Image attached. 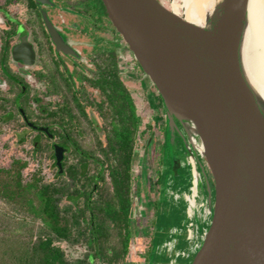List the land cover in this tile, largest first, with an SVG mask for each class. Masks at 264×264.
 <instances>
[{"label":"water","instance_id":"1","mask_svg":"<svg viewBox=\"0 0 264 264\" xmlns=\"http://www.w3.org/2000/svg\"><path fill=\"white\" fill-rule=\"evenodd\" d=\"M100 1L159 94L171 143L178 136L187 148L192 142L202 148L197 166L210 221L194 233L200 242L191 246L190 264H264V108L240 59L247 0H222L208 28L174 14L162 0ZM63 150L54 145L60 172Z\"/></svg>","mask_w":264,"mask_h":264},{"label":"trees","instance_id":"2","mask_svg":"<svg viewBox=\"0 0 264 264\" xmlns=\"http://www.w3.org/2000/svg\"><path fill=\"white\" fill-rule=\"evenodd\" d=\"M105 61L89 78V85L102 96L100 102L89 99V105L98 110L103 120L100 130L104 139H100L93 122L86 120L77 127L67 124L61 116L58 128L51 130L62 137L67 154L62 171L56 170L53 181H42L37 172L24 181L26 162L21 159H14L8 169H0V199L7 207L0 212V264H130L132 241L146 229H151L153 242L169 239L160 230L163 227L156 225L157 217L144 219L146 225L141 226V219L131 216L135 198L132 165L143 119L137 114L131 92L119 78L113 50ZM71 97L78 114L85 116L76 93ZM65 99L59 111L71 117L72 103L67 96ZM51 115L56 122L57 112ZM78 128L83 134H94L88 145L81 141ZM43 146L38 145L36 152L45 150ZM155 183L158 186L157 179ZM176 200L155 201L152 213L159 206L162 218H167L174 212ZM182 201L186 204L183 216L188 220L187 228L192 224L195 233L194 218L186 214L184 196ZM145 211V207L138 209L140 215ZM209 221L210 215L202 219V227ZM186 241L190 250V241ZM67 249H73L76 255L69 257ZM143 259L150 264L154 258Z\"/></svg>","mask_w":264,"mask_h":264},{"label":"flooded vegetation","instance_id":"3","mask_svg":"<svg viewBox=\"0 0 264 264\" xmlns=\"http://www.w3.org/2000/svg\"><path fill=\"white\" fill-rule=\"evenodd\" d=\"M112 31L118 34L100 0H0V124L13 122L34 133L28 139L34 154L43 144L55 160L54 144L65 147L62 137L51 130L58 128L61 116L77 127L86 120L94 122L87 114L88 107L100 117L89 99L100 102L102 96L89 85V78L97 74L98 65L108 62L112 50L120 74L110 40ZM52 33L64 49L57 48ZM73 93L85 116L73 106ZM66 96L72 103L71 117L59 111ZM53 111L57 112L56 122ZM25 140L21 135L17 142ZM66 154L63 150V159Z\"/></svg>","mask_w":264,"mask_h":264},{"label":"rangeland","instance_id":"4","mask_svg":"<svg viewBox=\"0 0 264 264\" xmlns=\"http://www.w3.org/2000/svg\"><path fill=\"white\" fill-rule=\"evenodd\" d=\"M162 1L166 8H169L171 0ZM110 40L120 66V79L131 92L137 114L143 119L139 128V131L142 132L135 144L132 165L131 188L132 195L135 198L131 216L141 219V226L146 225L144 219L150 220L152 215L157 217L158 222L156 225H161L163 228L160 230H163L165 236L168 235L169 238L165 240L166 242L163 240L161 242L160 238L161 243L159 241L153 242L150 236L151 229H146L145 233H141L132 241L131 254L128 260L130 264H145L143 259V256H145L149 261L154 258L150 264H190L194 255H191L187 260L181 259L182 250H185L186 253L189 251V243L184 238L188 223V220L183 216L186 204L183 203L182 199L190 191L194 180L197 181V207L202 204L208 205L205 192L206 183L201 170L197 166L198 155L195 149L191 148V144L187 142L190 146L187 148L178 136H175L174 142L171 143L165 119V109L155 87L137 66L132 53L125 46L122 39L119 38V35L112 31ZM81 46V44L78 45L79 48ZM86 111L88 116L94 120L93 124L97 125L99 137L103 140L104 133L100 130L103 120L90 107ZM19 125L17 126L13 122L0 124V169H8L14 159H21L26 162V166L22 170L24 181H28L31 175L36 172L41 176L42 181H53L56 167L51 153L43 150L41 153L34 154L32 145L28 141L34 136V133L29 132L27 129L22 130ZM21 135L26 136L23 143L17 142ZM93 136L92 132L86 131L80 139L88 145V140H92ZM43 141L42 143H44ZM192 160L194 163H192ZM193 165L196 167V171L200 172L198 177L194 176ZM156 179L158 180V186L155 183ZM208 181L212 190L213 183L209 173ZM175 198L177 202L173 206L175 207L174 212L169 214L167 218L165 216L162 218L161 207L159 206L157 207L158 212L152 213L155 201L175 200ZM140 207H145L147 211L141 212L140 215L138 212ZM5 208L7 207L0 199V212ZM193 218L196 231L199 226L202 227L203 225L201 223L202 217L200 218L199 214L195 212ZM147 228H151L150 225ZM192 239L191 245L193 244V248H197L200 239L195 237ZM168 243L172 245L171 249ZM61 247L64 248L65 245L62 244ZM66 251L71 258L72 255H76L73 249H67Z\"/></svg>","mask_w":264,"mask_h":264},{"label":"bare ground","instance_id":"5","mask_svg":"<svg viewBox=\"0 0 264 264\" xmlns=\"http://www.w3.org/2000/svg\"><path fill=\"white\" fill-rule=\"evenodd\" d=\"M221 1L171 0L168 7L174 14L181 15L188 22L208 28L216 18L215 12ZM240 48L244 76L260 107L264 108V0H247L246 22ZM200 149L202 150V148ZM207 204V206L202 204L197 207L194 203V206L189 210V215L193 217L197 212L200 218L207 219L210 215L208 200ZM193 237L196 238L198 235Z\"/></svg>","mask_w":264,"mask_h":264},{"label":"built area","instance_id":"6","mask_svg":"<svg viewBox=\"0 0 264 264\" xmlns=\"http://www.w3.org/2000/svg\"><path fill=\"white\" fill-rule=\"evenodd\" d=\"M126 46V45H125ZM124 46V47H125ZM193 145H194V149L196 151L197 154H199L202 150L200 149V145L198 143H195V142H192ZM202 167L204 168L205 167V163L202 162ZM206 168V167H205ZM193 173H194V176H197V172L195 171V167L193 165ZM196 185H197V182L196 180L193 181V184H192V187L190 188V191L187 195H185V200L187 202V208H186V214L187 216L190 218L191 216L189 215V210L190 208H192L194 206V203H196V199L198 197V190L196 188ZM191 225L192 224H189V227L187 228V234L185 236L186 240H189L190 241V244L192 243V238H194V233H193V230L191 228ZM183 256H186V252L182 250V257Z\"/></svg>","mask_w":264,"mask_h":264},{"label":"crops","instance_id":"7","mask_svg":"<svg viewBox=\"0 0 264 264\" xmlns=\"http://www.w3.org/2000/svg\"><path fill=\"white\" fill-rule=\"evenodd\" d=\"M203 169H204V172L208 174L207 170H206L205 168H203ZM205 192H206V198H207V200H208V196H207V195H208V194H207L208 192H207V187H206V186H205ZM191 246H192V245H191ZM191 248H192V247H191ZM191 248H190V250L188 251V253H186V256H184V258H185V257H189L190 255H192V252H191L192 249H191Z\"/></svg>","mask_w":264,"mask_h":264}]
</instances>
